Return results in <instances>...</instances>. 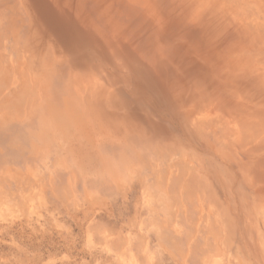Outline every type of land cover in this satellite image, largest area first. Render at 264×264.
<instances>
[{
  "label": "rangeland",
  "instance_id": "rangeland-1",
  "mask_svg": "<svg viewBox=\"0 0 264 264\" xmlns=\"http://www.w3.org/2000/svg\"><path fill=\"white\" fill-rule=\"evenodd\" d=\"M0 264H264V0H0Z\"/></svg>",
  "mask_w": 264,
  "mask_h": 264
}]
</instances>
